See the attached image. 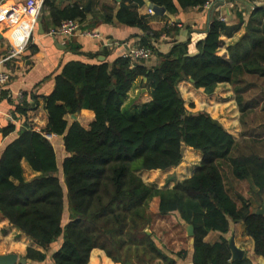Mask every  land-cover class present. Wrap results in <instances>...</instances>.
<instances>
[{
  "label": "trees",
  "instance_id": "trees-1",
  "mask_svg": "<svg viewBox=\"0 0 264 264\" xmlns=\"http://www.w3.org/2000/svg\"><path fill=\"white\" fill-rule=\"evenodd\" d=\"M112 1L103 5V14L93 18V25L112 23L115 17L138 29V47L152 54L148 60L134 61L125 55L112 63L70 62L55 78L50 95L23 94V100L15 103L3 92V98L15 105L13 117L22 128L0 157V214L43 250L28 247L24 258L28 264L44 263L52 246L62 241L52 254L54 264H89L95 249L119 264H177L186 259L187 251H170L160 245L155 232L147 233L156 220L173 215L194 228V264H253L248 258L232 261L227 236L231 224L238 223L253 240L255 253L264 258V216L256 215L246 198L234 199L225 177L250 182L256 195L264 198V157L253 153V144L236 141L208 113H189L179 90V84L190 79L207 95L219 84H230L237 94L242 124L249 112L258 108L264 112V93L247 102L245 95L254 87L244 80L246 76L264 79V6L255 7L247 19L239 12L235 26L216 14L198 44V54L191 56L189 42L177 40L168 53L160 51L157 44L163 37H172V31H155L147 24V17L139 13L144 0H121L116 14L117 2ZM149 1L171 15L191 8L204 10L211 4V0ZM44 8L50 11L51 29L67 20L89 29L80 4L60 8L46 0ZM243 23L245 36L221 55L223 37H232ZM31 49L35 51L34 46ZM152 57L158 63L151 67L147 63ZM138 78H147L142 85L152 100L131 112L123 103ZM40 98L48 122L38 132L28 122V113L39 109ZM82 110L95 114L88 128L69 120ZM15 130L13 123L0 128V141ZM44 134L63 140L67 157L62 178L56 150ZM184 146L202 154L201 166L192 177L163 189L147 185L138 175V171L178 167ZM23 161L36 177L25 180ZM154 200L159 219L153 222L149 207ZM66 212L69 222L63 225ZM211 232L221 234L214 244L205 240Z\"/></svg>",
  "mask_w": 264,
  "mask_h": 264
},
{
  "label": "crops",
  "instance_id": "crops-1",
  "mask_svg": "<svg viewBox=\"0 0 264 264\" xmlns=\"http://www.w3.org/2000/svg\"><path fill=\"white\" fill-rule=\"evenodd\" d=\"M27 0H0V71L9 72L12 74V81L6 87H0V128L7 127L11 122L9 116H13L15 105L3 98V92H7L10 99L17 103L20 94H32L38 97L50 95L55 87V78L61 73L65 65L70 62H82L86 64H97L104 61L112 63L117 58L127 55L130 49L137 48L140 44V31L136 28H131L118 22L115 17L112 23L99 22L93 25V18L103 14V5L106 3L113 4L112 0H51L57 7L65 8L80 4L83 6L87 14V26L90 30L100 32L102 39H92L82 35H76L72 38H51L45 32V28L51 29L53 26L50 11L47 8L43 9L41 21L43 24L44 34L38 26L37 31L31 36L30 44L23 49V44L19 38V33L26 25H29L31 18L25 13V3ZM215 0H211V3ZM117 9L120 8V1L116 0ZM145 5L139 9V13L147 17V24L155 31H163L164 29L172 31V37H163L157 46L163 53H168L171 48V42H189V52L191 56L198 54V44L202 42L209 30L208 22V6L204 10L199 8H191L180 10L178 14L171 15L167 11L163 16H158L155 13L149 14V0H144ZM264 6V0H235L233 3H226L223 7L217 10L216 14L225 19L228 26H235L239 23L238 13L242 12L243 17L247 19L249 13L255 7ZM101 17V16H100ZM101 19V18H100ZM247 33L246 24L243 23L240 29L228 38L223 37V48L220 54L226 55L227 49L237 45ZM174 36V37H173ZM118 43L117 46H108L109 43ZM34 46V52L31 49ZM71 46L79 47L78 53L71 51ZM12 52L15 55L6 60ZM106 53V56L102 54ZM99 55L96 58L90 55ZM158 63L156 57H152L148 62V66H155ZM143 78H138L127 98L123 103V108L134 112L136 108H140L143 104L152 100L148 90L144 91ZM185 83V82H183ZM189 83H191L189 81ZM182 83L179 85L181 86ZM192 84V83H191ZM226 85L219 84L214 95L226 94L222 87ZM185 91H190L187 85L183 86ZM195 89V88H194ZM191 94L192 99L199 103H205V96L211 98L205 93L204 89H195ZM229 94V92H227ZM186 102L188 98L183 95ZM228 98V96H227ZM227 98H224V100ZM230 98V97H229ZM213 100V99H212ZM209 100V103L212 102ZM223 100V101H224ZM39 109L28 113V122L32 124L36 131L40 128L36 125L44 127L47 125L48 118L44 110L43 100L39 99ZM235 101V100H234ZM95 114L90 110H82L77 114V121L85 128L94 121ZM70 122L74 120L69 117ZM223 125V124H222ZM234 130L226 129L236 141L243 140L241 143L253 144L255 150L253 153L264 157V137L259 136V133L264 127L254 126L249 130V127L234 126ZM22 123L18 121L16 130L8 137L0 141V157L5 148L19 137ZM225 128V127H224ZM43 129V128H42ZM243 133V134H241ZM261 137V138H260ZM62 139V138H61ZM250 140V142H249ZM252 140V141H251ZM254 140V141H253ZM261 141V143H260ZM63 143V140H62ZM261 144L258 146L257 144ZM191 149V148H190ZM193 150V149H191ZM25 180H31L38 174L33 172L27 162H22ZM160 173L162 171H143L142 173ZM192 177V176H191ZM227 188L230 195L236 199L238 196L246 198L250 201L253 211L259 210L264 203V198H259L253 190L252 184L248 181H235L230 175L227 176ZM149 185V184H148ZM151 186V185H150ZM157 187V186H152ZM159 188V187H158ZM173 224H169V229L164 232L156 233L160 240V245H166L168 250L179 252L182 249L187 251L185 260H178L177 264H194L193 263V237L188 236L186 224L178 219ZM169 218L157 220L160 223H169ZM161 224H159L160 226ZM233 235L235 246L245 252L244 258H248L253 264H264V258L258 256L254 250V242L245 233L243 223L231 224V232L227 236L228 239ZM221 234L211 232L206 237V242L214 244L219 241ZM62 241L57 242L47 253V260L44 263L29 262V264H54L52 254L58 250ZM32 247L37 250H42L41 247L34 244L26 235L19 232L13 227L9 221L0 214V254L15 253L20 258L26 256L27 248ZM89 264H119L114 263L107 257L104 251L95 249L90 256ZM158 264V263H156Z\"/></svg>",
  "mask_w": 264,
  "mask_h": 264
},
{
  "label": "rangeland",
  "instance_id": "rangeland-1",
  "mask_svg": "<svg viewBox=\"0 0 264 264\" xmlns=\"http://www.w3.org/2000/svg\"><path fill=\"white\" fill-rule=\"evenodd\" d=\"M244 80L246 84L252 85L254 87L252 91H250L247 95H245L247 102L251 101L253 98H255V96L264 93L263 92L264 91V79H258L256 77L246 76L244 77ZM183 82H181L182 83L181 86L179 85V90L182 96L185 95L186 98H188L185 104H186L187 111L189 113L197 114L200 112H206L213 119H216L221 124H223L225 129H229V130H234L235 129L234 126L237 127L238 125L240 126V124L241 126L244 127L245 123H246V126L249 127V130H251V128H253L254 126L264 127V112H261L260 108L249 112L248 117H245L244 121L242 120L244 124L241 123V113L239 111V106L236 101L237 94L232 85L226 84L222 87L223 89L226 90V91H223V93H226L225 95L224 94L214 95L216 93V90L212 95H209V96H212L211 98H208V96L204 95L205 103L202 104L197 101H194V99H192L193 97H191V94L189 93L190 91L192 92V90L196 89L194 85L189 83V81H183ZM184 85H187V87L190 88V91L188 92L185 91L183 89ZM227 92H229V94H227ZM224 98H227V100L226 99L224 100ZM209 100H212V102L209 103ZM36 126L40 128L39 130H42V128H44V127H41L40 125H36ZM260 132L261 133H259V136L263 135L262 137H264V129H262ZM239 136L241 139L239 141L241 142L243 138H241L242 137L241 135ZM50 142L53 144L56 150L58 160H59V176L62 178V164H63L64 159L67 157V153L65 152L62 139L60 137L53 136L52 138H50ZM260 143L257 145L260 146L261 145ZM183 154H184L183 161L176 168H172L167 171H162L160 173L151 172V173L143 174L142 173L143 171H138L137 173L147 185L149 184V186L151 185V186H157L163 189H170L174 187L177 183H180L190 178L195 173V171L201 166L202 154L200 152L191 150L190 148L184 146ZM226 182H227V178H226ZM149 209L152 214L153 222L156 219H159L158 217H156L158 215L157 200H154L150 204ZM175 219H176L175 215L169 217L168 220L170 221L167 224L160 223V222L156 223L157 221L156 220L155 221L156 224L154 223V225L151 226V228L149 229V232H155L158 234L162 230L166 232L170 228L169 224H173ZM68 222H69V214L66 212V216L63 219V225H67ZM159 224L161 225L159 226ZM156 242L158 243L157 240ZM153 264H156V263H153Z\"/></svg>",
  "mask_w": 264,
  "mask_h": 264
},
{
  "label": "built area",
  "instance_id": "built-area-1",
  "mask_svg": "<svg viewBox=\"0 0 264 264\" xmlns=\"http://www.w3.org/2000/svg\"><path fill=\"white\" fill-rule=\"evenodd\" d=\"M46 0H27L25 3V13L31 18L29 25H26L19 33V38L23 44V49L30 44L31 36L37 31L39 26V19L41 18L44 2ZM149 14H153V11L150 9ZM222 21H225L223 17H220ZM47 35L51 38H72L76 35H82L92 39H102L100 32L90 29L83 30L82 24L77 20H67L64 21L59 27L51 29ZM118 43L111 42L108 46H117ZM17 55L15 52H12L11 55L6 59L14 57ZM134 61H144L148 60L151 57V51L148 48L137 47L132 48L127 53ZM12 74L5 71H0V87H6L12 81ZM23 100V94L19 95V101ZM11 123L17 125L18 121L14 119L12 115L9 116ZM41 130H38L40 132ZM44 136L50 141L48 134Z\"/></svg>",
  "mask_w": 264,
  "mask_h": 264
},
{
  "label": "water",
  "instance_id": "water-1",
  "mask_svg": "<svg viewBox=\"0 0 264 264\" xmlns=\"http://www.w3.org/2000/svg\"><path fill=\"white\" fill-rule=\"evenodd\" d=\"M120 1V0H118ZM226 3V0H215L214 2H212L209 6V13H208V22H209V26L211 25V23L214 20V17L217 13V10L221 7H223ZM149 8L153 11V13H155L158 16H163L166 13V9L163 7H159L157 5H155L154 3L150 2L149 4ZM39 28L41 30V34H44V29H43V24L40 21L39 22ZM101 61H104V58L100 59ZM144 82L147 81V78H143ZM190 82L193 84L194 81L193 79H190ZM144 91H146V89H144ZM71 119L74 121H77V115H72ZM48 137H52V134H48ZM256 215H260V216H264V203L263 206L255 211ZM186 230H187V234L190 237L194 236V228L191 225H186ZM147 233L150 235L151 232H149V229H147ZM229 242V248L232 254V261H236V260H243L244 256H245V252L238 249L235 246V242H234V237L233 235L231 236L230 239H228ZM0 264H28L27 259L25 258H20L18 254L15 253H9V254H0Z\"/></svg>",
  "mask_w": 264,
  "mask_h": 264
}]
</instances>
